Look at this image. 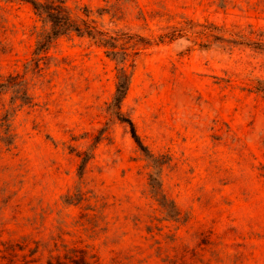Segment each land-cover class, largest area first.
I'll list each match as a JSON object with an SVG mask.
<instances>
[{"label":"rangeland","instance_id":"rangeland-1","mask_svg":"<svg viewBox=\"0 0 264 264\" xmlns=\"http://www.w3.org/2000/svg\"><path fill=\"white\" fill-rule=\"evenodd\" d=\"M67 1L142 38L120 109L142 147L116 58L75 32L35 51L49 22L0 0V81L31 98L0 89V264H264V0Z\"/></svg>","mask_w":264,"mask_h":264},{"label":"trees","instance_id":"trees-1","mask_svg":"<svg viewBox=\"0 0 264 264\" xmlns=\"http://www.w3.org/2000/svg\"><path fill=\"white\" fill-rule=\"evenodd\" d=\"M30 3L33 10L46 21L49 22V27L44 31L41 38L37 40V45L35 51H45L52 43L53 39L57 35L75 32L79 35H86L93 38L99 45H102L104 51L116 58L119 62L117 69V81L116 89L109 102L108 108L109 111L117 116L120 120L127 121L131 126V134L134 136L137 143L142 147L140 139L137 137L136 128L129 117H123L120 109L122 100L126 94L127 89L130 84L131 69L129 66H133L134 57L132 53H136L138 50V44L142 41V38L139 35L130 33L127 30L115 29L110 32L107 29L101 28L94 19L90 18V9L87 5L76 4L71 5L67 0H23ZM100 14L102 12L99 11ZM211 27L222 30L217 25H211ZM178 28H175L170 31L158 34V39L160 41L165 39H173L178 34ZM214 37L219 36L217 33L213 34ZM16 75H9L4 81H0V89L3 87H10L14 97L20 98L22 102H30L31 98L27 93V89L22 86H17L13 83V77ZM12 78V79H10ZM17 82V81H16ZM256 89L264 92V84H257ZM12 95V97H13ZM10 113L6 111L3 115L2 125H5L4 132L7 134L3 137L5 141L8 140L9 127L11 122L9 121ZM145 154L150 157L152 164L154 165V170L149 173V183L151 186V193L155 196L156 200L165 210V215L167 217H174L178 215V210L173 202H169L165 195L162 193V185L160 182V171L162 170V163L157 159L153 154ZM90 152L85 151L82 160L81 168L78 171V174H82V169L85 166V161L90 157ZM164 162V161H163Z\"/></svg>","mask_w":264,"mask_h":264}]
</instances>
